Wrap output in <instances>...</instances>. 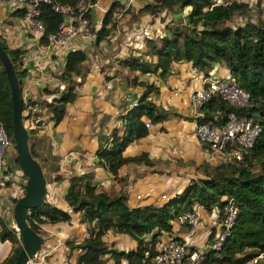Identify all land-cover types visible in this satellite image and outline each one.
Here are the masks:
<instances>
[{"label": "crops", "instance_id": "1", "mask_svg": "<svg viewBox=\"0 0 264 264\" xmlns=\"http://www.w3.org/2000/svg\"><path fill=\"white\" fill-rule=\"evenodd\" d=\"M151 2L97 0V7L90 15L93 32L103 27L105 15L113 8L109 22L104 25L102 39L96 42L93 33L91 39H74L68 48H51L41 40V36L28 31L18 13H12L0 4V38L10 49L22 51L18 61L19 70L24 72L20 86L22 97L50 102L64 86L59 74L64 69L67 53L70 50H83L88 56L87 71L82 81L79 77L81 83L75 88L76 98L66 106L62 119L56 123L44 104L36 105L34 111V116H41V121L33 124L30 118L27 119V124L32 123L35 127L32 128V142L36 160L46 179V202L71 216L66 222H46L42 225L39 234L51 247L44 264H77L83 254V250L70 247V244L80 243L88 237L89 228L81 221L82 213H74L64 200L70 176L90 172L93 175L92 182L99 191L112 196L123 195L131 207L156 206L165 201L161 199L162 194L171 198L181 193L193 180L204 178L203 165L213 167L222 162L220 153L211 151L195 136L196 117L189 95L201 87L205 77L230 75L225 64L214 62L202 70L193 67L191 62L177 61L171 64L169 73L162 77L159 73L130 71L121 63L129 55L143 53L146 42L141 32L130 30L127 33V30H123L122 34L119 19L122 15L128 17L138 13ZM117 16L119 19L112 24L113 18ZM151 16L143 14L145 18ZM140 81H148L158 88V93L150 94V99L168 115L165 120L151 124L145 137L132 142L122 152V156L127 158L146 155L149 163L127 162L113 173L98 164L97 153L110 145L114 136L121 135L123 123L120 115L145 90L136 84ZM211 109V105H206L203 113L209 116L219 113ZM44 123L47 129H41ZM74 151L76 154H70ZM9 153L8 161L13 162L16 150L10 149ZM9 174L6 188L0 192V201L7 210L8 219L11 215L13 217L14 204L22 196L21 189L25 185L21 174L16 175L13 168ZM136 195H140V199ZM199 214V226L194 234L189 226L173 221L170 235L206 250L212 242L215 225L210 211L200 207ZM103 241L106 246L118 251L137 247V242L131 237L112 230L106 232ZM12 247L13 243L8 240L0 244V263L10 254ZM102 264H113V260L105 255ZM122 264H126V261Z\"/></svg>", "mask_w": 264, "mask_h": 264}, {"label": "trees", "instance_id": "2", "mask_svg": "<svg viewBox=\"0 0 264 264\" xmlns=\"http://www.w3.org/2000/svg\"><path fill=\"white\" fill-rule=\"evenodd\" d=\"M54 1L74 8L80 0ZM244 7L246 6L237 0H225L224 3H217L216 0H155L139 10V13L152 16L168 11H185L187 22L168 28L165 35L146 40V50L143 53L129 55L121 60L125 67L130 71L159 73L164 77L169 73L171 64L177 61L191 62L193 67L202 70L209 68L214 62L223 63L237 85L249 94V105L235 108L225 101L213 99L206 105H211V110L215 109L219 113L212 116L204 114V118L196 120L202 123L218 118L217 121L221 123L229 112L234 111L259 122L262 132L241 161L221 162L213 167L203 165L204 178L193 180L181 193L156 206L131 207L123 195L112 196L99 191L92 182L93 175L90 172L70 176L64 200L74 213L81 212V221L89 225L88 237L80 243L70 244L71 249L83 250L77 264H102L105 255L113 260V264H122L123 261L126 264H151L155 255L153 244L156 238L163 233H171L172 222L179 214L191 210L194 205H201L208 211L214 206L222 210L224 197L233 198L238 208L237 216L220 251L210 248L204 250L201 264H248L255 258L256 262L252 264H264V18L256 22L247 20L235 27L229 25L227 22L231 21L235 12ZM112 11L113 8L105 15L103 27L93 32L96 42L102 39L104 25L109 22ZM39 18L45 27V35L41 38L45 42L46 36L57 32L64 20L63 15L55 12L47 3L42 4ZM0 44L13 63L21 86L24 72L19 70L18 61L22 51L10 49L1 38ZM87 57L83 50L69 51L64 69L59 74V79L64 83L63 90L50 102L29 100V104H44L52 119L56 123L60 121L66 106L76 98L75 88L83 80L88 68ZM77 76L81 77V81L76 82ZM136 84L143 86L145 90L137 98V103L130 105L120 115L123 123L121 135L114 136L111 144L97 153L98 164L113 173L127 162L149 163L146 155L127 158L122 156V152L129 144L148 134L146 120L156 124L165 120L168 115L150 99V94L158 93V88L153 83L140 81ZM26 107L24 105V109ZM0 122L12 138L11 93L1 63ZM27 130L30 151L36 159L32 142L34 131L28 127ZM12 163L17 164L15 161ZM254 165L260 167L257 172L251 170ZM40 215H45L49 223L71 219L70 213L46 202L31 210L28 217V224L36 232L38 227L33 220H37ZM108 230L131 237L137 242L136 249L118 251L106 246L103 236ZM6 240L12 242L13 247L0 264H13L21 250V243L0 218V241Z\"/></svg>", "mask_w": 264, "mask_h": 264}, {"label": "built area", "instance_id": "3", "mask_svg": "<svg viewBox=\"0 0 264 264\" xmlns=\"http://www.w3.org/2000/svg\"><path fill=\"white\" fill-rule=\"evenodd\" d=\"M151 1V3H153L155 0ZM220 1L221 0H217L216 2H225V0L223 2ZM43 3L50 4L55 12L60 13L64 17L59 30L55 33H49L46 36V44L51 48H68L72 41L78 37L83 39L93 38L94 34L89 16L97 7V2L92 3L87 0H80L77 5L72 8L54 0H0V4L5 6L7 10L12 13H18L21 16L25 26L31 34L41 37L45 35L44 24L39 18ZM118 19L119 16L114 17L112 24ZM152 33L151 28L144 26L141 30V37L145 40L155 39L156 36H153ZM75 80L80 81V78L76 77ZM61 88V90H63L64 86H61ZM249 98V94L237 85L231 75L226 77H205L201 87L193 90L189 95L193 114L196 118L201 119L204 118L202 108L213 99L225 101L235 108H245L249 105ZM22 102L23 114L25 116L24 123L28 128H35L33 124L41 121V116H34L35 106L29 104L28 98L22 97ZM136 103L137 98L131 102V105H135ZM24 105L27 106L25 109ZM29 118L33 124H27V119ZM217 119L218 118H215L202 123L196 120L195 136L197 140L206 144L211 151L220 153L222 155V162L241 161L262 132V125L245 115H238L234 111L229 112L221 123H219ZM145 126L149 129L151 123L146 120ZM40 127L41 129L48 128L45 123ZM10 149H15V144L0 122V192L6 188V183L10 180V169L13 168L16 175H22L18 165L8 161ZM70 154H76V151ZM10 164L12 165L10 166ZM24 191L25 188L21 189L22 195ZM136 198L140 199V195H136ZM161 199L167 200V195L162 194ZM223 201L225 204L222 210L217 206L212 207L210 210L214 220L215 231L212 242L208 248L214 251H220L222 248L227 236L230 235V230L238 212L233 198L224 197ZM200 207L202 206L194 205L191 210L182 212L177 216L175 222L180 225L189 226L191 233L194 234L199 226ZM27 214L30 216L31 210H28ZM0 218L7 224V227L12 230L16 239L21 243L20 230L17 228L12 215L11 218L8 219L7 210L2 205L1 201ZM47 220L45 215H40L37 220H33V223L38 227V234L42 229V225L46 223ZM1 243L0 241V244ZM153 246L155 255L152 258L151 264H201L204 260V250L193 247L187 240L174 238L170 234L163 233L158 236ZM50 251L51 247L47 245L44 240L40 250H38L32 258H29L26 264H44ZM255 262L256 258L251 260L248 264Z\"/></svg>", "mask_w": 264, "mask_h": 264}, {"label": "water", "instance_id": "4", "mask_svg": "<svg viewBox=\"0 0 264 264\" xmlns=\"http://www.w3.org/2000/svg\"><path fill=\"white\" fill-rule=\"evenodd\" d=\"M0 63L9 84L12 101V138L16 155L14 161L25 180L24 194L19 197L13 208V219L21 233V250L13 264H26L40 250L44 239L28 224V210L36 209L46 203L47 187L43 169L32 156L29 146V132L24 123L23 102L20 81L13 63L0 44Z\"/></svg>", "mask_w": 264, "mask_h": 264}, {"label": "rangeland", "instance_id": "5", "mask_svg": "<svg viewBox=\"0 0 264 264\" xmlns=\"http://www.w3.org/2000/svg\"><path fill=\"white\" fill-rule=\"evenodd\" d=\"M223 1L224 0H221L220 2ZM237 2L245 5L246 7L235 12V15L233 16L231 21L227 22L229 25L235 27L242 25L247 20L256 22L257 20L264 18V0H237ZM185 15V11L178 13L168 11L163 16L156 17L155 19L153 18V16L145 18L143 17V14L139 12L136 14H130V16L128 17L122 15L119 19L120 27L122 28L120 30L122 34L124 33L123 30H127V33H129L130 30L136 33H140L141 29L144 26H147L152 29V35L156 36L155 38H157L167 34L168 28L170 29L175 25H184L187 22ZM123 18L126 20L123 21ZM131 51L132 50H130L129 52ZM259 169L260 167L258 165H254L251 170L253 172H257Z\"/></svg>", "mask_w": 264, "mask_h": 264}]
</instances>
